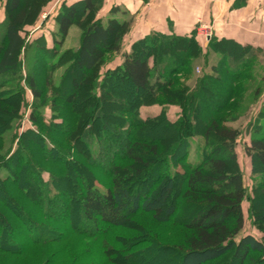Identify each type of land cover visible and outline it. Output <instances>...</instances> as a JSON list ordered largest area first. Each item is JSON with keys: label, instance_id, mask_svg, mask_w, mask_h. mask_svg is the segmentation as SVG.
Instances as JSON below:
<instances>
[{"label": "trees", "instance_id": "1", "mask_svg": "<svg viewBox=\"0 0 264 264\" xmlns=\"http://www.w3.org/2000/svg\"><path fill=\"white\" fill-rule=\"evenodd\" d=\"M42 1L45 0L26 1L22 5V0H8L6 19L0 25V168L8 172L5 178H0V196L17 186L22 189L23 197L29 199L28 190L21 188L23 182L19 181L20 177L32 173L36 176L32 181L37 197L35 203L42 209L37 214L24 212V209L19 213L11 208L6 213L0 211V255L20 259L35 248L54 245L67 235L75 234L98 242L100 252L110 254L111 259L123 256L134 258L137 246H124L123 242L116 240L117 235L113 232L127 228L134 218L145 214L156 222L168 223L184 231L185 237L178 243L179 264H264V133L252 138L245 149L251 161V173L258 179L250 194L236 152L240 131L216 119L199 122L204 103L214 109L213 117L227 108L236 89L229 88L226 97L219 102L211 99L214 86L244 79L248 68L258 61L260 50L234 40L212 37L208 48L219 54L220 59L211 67L210 73L201 78L195 91L190 92L186 85H180L179 76L190 74L193 62L202 56L208 64V55H204L196 30L189 36L152 33L134 41L126 59L98 77L107 55L121 53L124 38L135 18L120 7H113L105 23L103 18L97 17L103 0H78L70 5L64 3L56 17L54 47H43L39 55L44 60L58 57L57 66L69 65L58 88L67 83L72 86L67 102H76L82 92L84 99L99 105L98 112H89L90 123L87 125L86 119L82 125L85 127L75 141L79 143L87 165L96 169L102 167L103 161L107 163L104 175L108 183L100 181L105 191L95 186L92 178L83 189L84 196L77 200L69 199L73 211L91 229L78 230L72 226L68 232L59 233V223L53 212L60 207L65 196V191L58 189L62 183L56 177L51 182L40 181L36 175L38 170L33 169L38 165L34 157L27 154L29 150L18 149L9 160L1 154L4 130L17 119L19 113V102L12 99L20 98L22 90L18 91L15 83L20 81L21 55L26 47L23 32L26 26L33 24L29 18L39 15L40 9L46 6ZM75 25L83 30L78 49L60 54L59 49ZM52 66L46 68L45 65L43 69L51 74L57 68L50 69ZM78 73L82 75L80 81L76 78ZM51 78L48 79L49 85L57 95L59 90L52 87ZM114 82L136 91L132 102L120 97L114 101ZM28 87L33 96L31 121L37 126L42 123L44 91L33 77H30ZM163 96L166 102L160 101ZM111 104L127 105L128 108L122 114L106 116L102 108ZM153 106H160V113L149 119L138 117L142 108ZM169 106H177L181 110L175 121L168 117L165 107ZM158 122L166 128V132L172 130L167 133L176 141L167 153H164L166 147L159 144L160 141L151 144L136 138L139 128ZM192 122H199L195 134L203 138L200 156L195 163L189 160L186 136L190 135L183 134L182 128ZM33 133L47 147L43 137ZM95 142L100 145L96 158L90 150ZM49 150L48 154L53 156L54 161L56 147ZM27 159L30 161L27 162ZM68 163L73 166L81 164L74 155L71 160H65L62 167L68 168ZM182 176L186 180V188L174 205L172 201L176 198L177 183ZM147 182L151 191L143 198L141 192ZM136 185L137 192L134 191ZM55 191L57 193L52 194ZM246 201L250 204L249 216L262 239L250 234L238 239L245 228ZM64 210L67 212L68 209ZM18 231L29 238L23 241L16 234ZM88 251L73 256V264H94L80 262L87 258ZM59 256V253H52L50 264H57ZM100 264L108 263L104 261Z\"/></svg>", "mask_w": 264, "mask_h": 264}, {"label": "rangeland", "instance_id": "2", "mask_svg": "<svg viewBox=\"0 0 264 264\" xmlns=\"http://www.w3.org/2000/svg\"><path fill=\"white\" fill-rule=\"evenodd\" d=\"M7 1L8 0H0V25L6 19L5 6ZM26 1L33 2L34 0H22V5H24ZM153 1L166 2L168 0ZM187 1L192 2V0ZM64 3L67 5L72 4L67 0L42 1V4H46V6L40 9L42 11L39 15L36 14L35 17L29 18V22L33 20V24H29L24 29L23 36L26 38V47L21 55L22 66L19 74L20 81L15 83L18 87V91L21 89L23 91H20V98L12 99L13 102L18 100L19 113L17 119L9 123L4 130L2 138L3 148L1 150V154L4 159L7 160H9L18 149H25V151L29 150L27 154L34 157V161L38 165L37 167H33V169L34 171L38 170L36 175H38L39 180H42L43 183H47L51 182L53 177H56L57 181L62 183L59 184L58 189L64 190L65 196L60 207L53 212L54 217L57 218L59 223V233L68 232L72 226L78 230H85V228L91 229V227L87 226L79 215L73 211L69 199L72 198L73 200H77L79 197L84 196L83 189L92 178L95 180V186L103 191H105V188L102 186L101 182L103 184H105V182L108 183V179H106L104 175L107 164L106 161H101L102 167H97L96 169L90 167L87 165L85 156L81 153L82 149L79 148V143L75 141L77 136L80 135L83 127H85L82 125L88 120L87 116L89 112H98L99 105L84 99L82 92L79 93L80 98L76 102H67L66 100L69 94H71L70 91L72 86L67 83L63 88H58L69 65L62 64L61 66H57L59 65L58 57L53 59L46 58L44 60L39 56L40 51H43V47L47 49L54 47L53 40L57 35L56 17L61 11ZM109 13L108 8L104 7L102 3L97 17L103 18L106 23ZM212 25H210L209 22L199 21L196 23L195 30L199 36H202L203 34L200 33L204 31V27L207 26L212 28ZM132 28L124 38L121 53L117 55H107L105 63L100 67L97 73L98 77H102L106 72L116 68L126 59V55L131 51V45L134 42L131 36ZM82 34L83 30L81 26H73L64 45L59 49L60 54L69 49L73 51L77 50L80 45ZM202 38L204 42L207 41L204 35ZM205 61L204 56L195 60L192 64L190 74L179 76L180 85H186L190 92L195 91L198 82L206 74L210 73L211 64L215 63V60H213L211 64L209 62V65H206ZM45 65L46 68L51 67V65L53 66L50 69L57 68L49 74L47 70L43 69ZM30 77H33L44 91L45 106L40 117L42 123L37 126L31 121L33 96L28 87ZM49 77H52V87L59 90L57 95L53 93L49 85ZM76 78L80 81L82 75L78 73L76 74ZM229 88H234L237 92L231 98L227 108L219 116L213 117L212 111L214 109L210 105L204 103L200 112L199 122L204 123L211 119H216L240 131L241 135L236 147L238 163L244 176L245 186L248 188L249 193L252 194L254 186L258 183V179L251 173V161L246 155L245 149L250 144L252 138L264 133V54L260 55L258 61L254 62L248 68L247 76L241 81L232 83L227 82L214 86L211 99L213 101H222L223 98L226 97V92ZM112 91L115 94L114 101L120 97L126 99L128 102H132L137 95L136 91L118 82L112 84ZM81 99L83 101H81ZM166 100L164 96L160 99L162 102H166ZM81 102L82 104H80ZM127 108V105L120 107L117 104H111L108 107L102 108V111L106 116L115 113L119 115ZM165 108L171 121H175L178 118L177 116L181 113V110L177 106ZM161 110L162 108L160 106L144 107L141 109L138 117L141 119H149L160 113ZM191 114L195 115L193 112H191ZM193 115H191V117ZM199 122L197 124L192 122L182 126L184 131L183 134L190 135L189 137L185 136L186 142H188L190 152L189 160L191 163L197 162L200 156L199 149L203 145V138L195 134ZM86 123L88 125L90 121L88 120ZM165 129L166 128L162 127L159 122L142 126V128L138 129L136 138H138L139 141L149 142L151 144L160 141L159 144L162 146L165 145L166 147L164 153H167L175 146L176 141L168 134L172 130H167V132L169 131L167 133ZM33 132L43 137V142L47 147L43 146V143L38 139L39 137L35 136ZM51 147H56L55 152L57 155L54 157V161L53 156L48 154L50 153L49 149ZM99 148L100 145L98 142L92 145L90 150L94 158L97 157L100 150ZM67 152L70 155L66 154ZM73 155L81 164L73 166L68 163V168H65V166L62 167V163L67 159L71 160V156L73 157ZM28 160L29 159H27V162ZM7 175V170L5 168H0V178H5ZM25 175V177H20L19 183L23 182L21 188L28 190L29 199L23 197L22 189L20 190L17 186H14V190H11V192L9 191L10 193H4L0 196L1 212L6 213L10 208L18 213L23 209L24 212L34 214L41 212L42 209L40 210V208L36 206V191L34 187H32V181H35L36 176L32 173ZM177 185L176 198L172 201L174 205L177 204L179 198H181L183 194V190L186 188L184 176L178 181ZM48 188L50 189V187ZM136 188L137 185L134 186L135 192H137ZM150 191L151 185L147 182L144 184L143 191L141 192L142 197L146 198L150 194ZM55 193H57V191L52 192V194ZM249 206V201H246L244 203L245 228L238 239L246 234L253 235L257 239H262L263 236L253 225L249 216ZM65 208L68 209L67 212H65ZM79 213L80 211L78 214ZM16 234L20 235L23 241L29 238L26 235L20 234L19 231ZM113 235H117L116 240L118 242H123L124 246H137L134 250V258L127 259L123 256V258L117 257L111 259L110 254L107 255L106 252H104V254L100 252L99 243L95 240L84 238L82 235L70 234L54 245L35 248L28 255L20 259H11L0 255V264H50L49 261L54 252L60 254L56 260L57 264H73V256L85 253L86 250H89L86 255L87 258L80 260L81 263L90 262L100 264L105 261L108 264H179L180 262L178 243L183 241L185 233L174 225L171 226L168 223H159L149 215L140 214L130 222L127 228L114 231ZM70 249H72V251L69 252L68 250Z\"/></svg>", "mask_w": 264, "mask_h": 264}, {"label": "crops", "instance_id": "3", "mask_svg": "<svg viewBox=\"0 0 264 264\" xmlns=\"http://www.w3.org/2000/svg\"><path fill=\"white\" fill-rule=\"evenodd\" d=\"M103 5L109 12L120 7L135 17L131 32L134 41L152 33L189 36L196 23L203 21L213 24L212 37L251 45L264 54V0H103ZM199 38L204 55H208L207 65L215 60L211 67L215 66L220 55L209 50V40Z\"/></svg>", "mask_w": 264, "mask_h": 264}, {"label": "built area", "instance_id": "4", "mask_svg": "<svg viewBox=\"0 0 264 264\" xmlns=\"http://www.w3.org/2000/svg\"><path fill=\"white\" fill-rule=\"evenodd\" d=\"M200 34H203L206 40H210L212 38V28L205 26L204 31Z\"/></svg>", "mask_w": 264, "mask_h": 264}]
</instances>
